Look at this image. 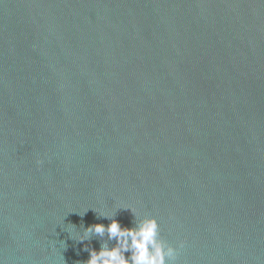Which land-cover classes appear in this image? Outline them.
<instances>
[{
  "label": "water",
  "instance_id": "water-1",
  "mask_svg": "<svg viewBox=\"0 0 264 264\" xmlns=\"http://www.w3.org/2000/svg\"><path fill=\"white\" fill-rule=\"evenodd\" d=\"M123 206L264 264V0H0V264H85Z\"/></svg>",
  "mask_w": 264,
  "mask_h": 264
},
{
  "label": "clouds",
  "instance_id": "clouds-1",
  "mask_svg": "<svg viewBox=\"0 0 264 264\" xmlns=\"http://www.w3.org/2000/svg\"><path fill=\"white\" fill-rule=\"evenodd\" d=\"M41 163L38 159L37 164ZM122 209L131 211L133 227H122L114 218L116 214L100 213L98 218L111 222L107 226L99 223L90 225L77 237L80 243L90 241L94 236L102 241L99 251L85 246L84 250L89 253L85 264H177L179 250L184 248L185 242L180 241L174 247L162 238L155 217L142 216L131 206H123ZM113 240L115 246L110 247L109 242ZM126 253L130 255L126 256Z\"/></svg>",
  "mask_w": 264,
  "mask_h": 264
}]
</instances>
